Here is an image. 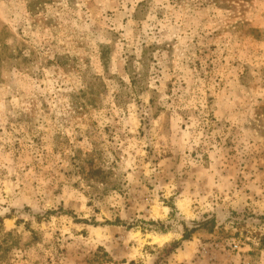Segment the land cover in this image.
<instances>
[{
  "label": "rangeland",
  "instance_id": "1",
  "mask_svg": "<svg viewBox=\"0 0 264 264\" xmlns=\"http://www.w3.org/2000/svg\"><path fill=\"white\" fill-rule=\"evenodd\" d=\"M0 264H264V0H0Z\"/></svg>",
  "mask_w": 264,
  "mask_h": 264
},
{
  "label": "built area",
  "instance_id": "2",
  "mask_svg": "<svg viewBox=\"0 0 264 264\" xmlns=\"http://www.w3.org/2000/svg\"><path fill=\"white\" fill-rule=\"evenodd\" d=\"M236 247V246H235Z\"/></svg>",
  "mask_w": 264,
  "mask_h": 264
}]
</instances>
